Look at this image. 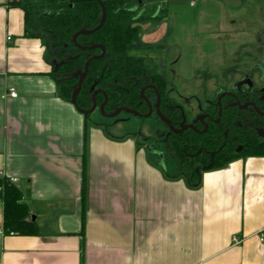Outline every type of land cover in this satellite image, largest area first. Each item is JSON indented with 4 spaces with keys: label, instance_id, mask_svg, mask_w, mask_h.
Returning a JSON list of instances; mask_svg holds the SVG:
<instances>
[{
    "label": "crops",
    "instance_id": "1",
    "mask_svg": "<svg viewBox=\"0 0 264 264\" xmlns=\"http://www.w3.org/2000/svg\"><path fill=\"white\" fill-rule=\"evenodd\" d=\"M20 1L0 0V264H264V157L189 183L132 140H112L60 96ZM171 1L155 11L166 18ZM201 1L212 0L189 6ZM4 184L21 194L33 235L5 229Z\"/></svg>",
    "mask_w": 264,
    "mask_h": 264
},
{
    "label": "rangeland",
    "instance_id": "2",
    "mask_svg": "<svg viewBox=\"0 0 264 264\" xmlns=\"http://www.w3.org/2000/svg\"><path fill=\"white\" fill-rule=\"evenodd\" d=\"M168 1L156 5L166 6ZM189 2L172 0L163 21L140 23L141 41L152 45L146 44L145 49L132 52L144 60L146 67L154 65V68L159 63L158 72L165 71L173 101L181 106L188 120L194 117L198 107L204 106L205 99L212 97L209 76L229 74L233 61L241 56L242 47L256 46L257 37L264 35V0L201 1L192 7ZM149 9L145 15L152 14ZM151 10L155 11L156 7ZM190 97L191 103L185 102ZM89 119L102 122L101 127L112 140H132L149 159L177 168L164 156L160 141L165 127L155 117L140 119L120 113L106 119L93 113Z\"/></svg>",
    "mask_w": 264,
    "mask_h": 264
},
{
    "label": "flooded vegetation",
    "instance_id": "3",
    "mask_svg": "<svg viewBox=\"0 0 264 264\" xmlns=\"http://www.w3.org/2000/svg\"><path fill=\"white\" fill-rule=\"evenodd\" d=\"M256 43L252 48L242 47L241 56L233 61L229 74L209 76L207 81L210 82L212 97L204 100V106L198 107L190 120L181 106L173 101L165 71L159 73L156 68L159 63L155 69L154 65H144L145 72L132 85L137 91L136 96L127 98L119 105L110 104L107 94L98 87V82L94 83L90 88V105L83 110L91 109L94 102L93 113L98 115H101L100 107L103 106L105 116L126 108L141 115L137 117L140 119L155 117L165 127L160 141L164 145V156L169 157L182 174L191 178H197L200 172L216 164H227L238 158L260 157L258 155L264 154V35L258 36ZM132 52L129 53L131 56ZM100 55L101 51L94 57ZM52 65L56 69L57 64L54 62ZM70 78L77 84L78 78ZM191 99L186 98L185 102L191 103ZM149 114V117H143ZM158 114L169 122L172 130ZM98 124L103 126L102 122Z\"/></svg>",
    "mask_w": 264,
    "mask_h": 264
},
{
    "label": "trees",
    "instance_id": "4",
    "mask_svg": "<svg viewBox=\"0 0 264 264\" xmlns=\"http://www.w3.org/2000/svg\"><path fill=\"white\" fill-rule=\"evenodd\" d=\"M160 1L167 0L102 1L106 12L102 28L92 35L77 38V44L82 47L100 45L105 49L104 56L92 60L88 66L77 98L79 108L85 109L90 105V88L96 82L112 105H119L127 98L136 96L137 91L132 85L145 72L144 60L129 53L145 49L146 44L140 39V23L164 20L163 11L151 10ZM16 5L24 12L26 35L44 41L51 77L60 96L69 101L76 85V81L69 78L83 70L88 59L100 53L97 49L80 51L71 40L77 32L91 30L98 25L101 18L99 5L87 0H35L30 4L17 2ZM146 9L152 14L145 15ZM52 62L57 64L56 69ZM124 89H127L126 92ZM85 119L88 117L85 116ZM258 156L264 157V154ZM225 164H216L209 170L221 168ZM188 178L189 183L196 181V177ZM3 193L5 229L14 234L33 235L35 229L28 220V210L21 202L19 191L4 184Z\"/></svg>",
    "mask_w": 264,
    "mask_h": 264
},
{
    "label": "water",
    "instance_id": "5",
    "mask_svg": "<svg viewBox=\"0 0 264 264\" xmlns=\"http://www.w3.org/2000/svg\"><path fill=\"white\" fill-rule=\"evenodd\" d=\"M87 1H89V2H96L99 5V7L101 9V19H100V22H99V24L94 29H91V30H81V31L77 32L72 37V43L75 45V47H77L81 51L98 49V50L101 51V55L98 56V57H92L91 59L87 60L86 63H85V65H84V67H83V71H81V70L77 71L73 75V77L70 78V79L78 78V81H77L76 86L73 87V90H72V94L70 96L69 103L76 109L77 112H79L83 116H89L90 114L93 113V111L95 109V103L93 102V105H92L91 109H89V110H83V109H81V108H79L77 106L76 99H77V96H78V94L80 92V89H81V86H82V82H83L84 78L86 77L87 69H88V66H89L90 62L92 60H94V59L101 58L102 55L104 54V48L102 46H96V45L91 46V47H81V46H79L77 44L76 39L79 36H89V35L94 34L95 32H97L98 30H100L102 28V26L104 25L105 19H106V12H105L104 6H103V4H102V2L100 0H87ZM52 64H54V62H52ZM95 94L96 93L93 94V99H94ZM103 96H104V99L106 101V96L104 94H103ZM102 109H103V106L100 107V112H101V115L104 117L105 115L103 114V110ZM121 112H127L129 114H132L133 116L142 117L138 113H136L134 111H130L129 109H126V108H120L114 114L108 115V116H105V117L108 118V119H111V118H114L117 115H119ZM149 116H150V114L149 115H145L143 117L144 118H147ZM159 117H160L161 121H163L164 123H166L167 125H169V129L172 130V127L170 126L169 122L165 118L161 117V115H159ZM209 168L210 167H207V169H209Z\"/></svg>",
    "mask_w": 264,
    "mask_h": 264
},
{
    "label": "built area",
    "instance_id": "6",
    "mask_svg": "<svg viewBox=\"0 0 264 264\" xmlns=\"http://www.w3.org/2000/svg\"><path fill=\"white\" fill-rule=\"evenodd\" d=\"M101 2L104 1V0H100ZM10 38L7 37V41H9ZM6 96L10 97V98H15L16 97V94L13 90H9L8 93L6 94ZM7 181L10 183V184H14L17 182V179H14V178H10V179H7ZM257 238H258V242L262 245H264V231H260L258 234H257ZM244 241V238H241L239 237L238 235H233L230 239V243L232 246H238V245H241Z\"/></svg>",
    "mask_w": 264,
    "mask_h": 264
}]
</instances>
